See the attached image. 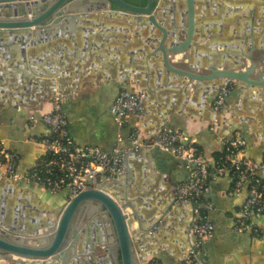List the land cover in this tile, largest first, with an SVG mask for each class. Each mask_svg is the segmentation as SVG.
I'll use <instances>...</instances> for the list:
<instances>
[{
    "label": "crops",
    "instance_id": "obj_1",
    "mask_svg": "<svg viewBox=\"0 0 264 264\" xmlns=\"http://www.w3.org/2000/svg\"><path fill=\"white\" fill-rule=\"evenodd\" d=\"M71 2L84 9L72 26L62 20L55 27L29 34L25 45L19 40L23 33L8 36L0 31V139L18 153L17 171L24 174L44 152L42 144L28 141V137L48 132L41 115L52 110L55 101L66 116L71 138L78 144L108 151L115 145L127 148L129 133L137 126L143 143L138 149L125 151L122 171L113 179L127 187L128 200L137 212L131 234L134 251L139 262L140 254L143 256L141 264L151 258L161 264H181L192 237V212L189 207L174 205L173 200L174 187L188 177V169L176 156L152 146L150 140L163 128L177 129L194 139L204 156L212 157L222 138L239 129L246 139L242 155L264 161V87L245 90L232 83L223 107L215 109L219 90L214 87L192 89L185 79L170 81L151 70L146 79V71L140 73V38L144 37L140 19L104 8L102 0ZM211 3L214 5L200 19L210 26L201 29L215 33L219 44L236 43L249 35L245 23L254 19L253 44L255 53L263 58L259 65L264 69V0ZM25 6L16 13L6 11L2 18L30 16L28 12L23 14ZM204 42L199 44V53L205 51ZM203 59L198 57L199 64ZM125 79L144 94L145 111L141 117H128L118 127L109 109ZM231 184L229 173L210 180V190L203 200L213 203L208 214L214 233L198 248L194 264H264V219L253 220L258 233L232 229L244 196L229 195ZM99 185L123 194L122 187L114 185L112 179L101 176ZM68 199L64 190L54 194L32 182L9 179L0 171V211L17 215L23 230H32L46 217L53 218L54 211ZM158 218L157 225L147 230ZM96 252L102 253L100 249ZM48 260L13 255L0 259V264H55Z\"/></svg>",
    "mask_w": 264,
    "mask_h": 264
},
{
    "label": "water",
    "instance_id": "obj_2",
    "mask_svg": "<svg viewBox=\"0 0 264 264\" xmlns=\"http://www.w3.org/2000/svg\"><path fill=\"white\" fill-rule=\"evenodd\" d=\"M16 1L21 0H0V31L8 36L23 33L19 38L22 45L27 44L29 34L55 27L62 20L72 26L84 11L72 0H34L30 4ZM101 5L140 19V34L144 36L140 38V73L146 71V79L151 70L170 81L185 79L192 89L214 87L220 91L230 83L245 90L264 87V69L259 65L263 58L255 53L253 44L254 19L245 23L250 33L244 39L219 44L215 33L201 29L210 26L200 19L214 5L211 0H102ZM22 6L27 8L23 14L28 12L30 16L2 18L6 11L25 10ZM207 36L209 40L204 42ZM203 42L205 51L199 53ZM200 56L204 58L202 64L198 62ZM114 178L110 179L122 187V196L101 185L84 189L59 206L53 218H44L32 230H23L17 215L0 211V259L16 255L50 259L55 264H141L143 256L140 254L139 262L131 235L137 212L128 200L127 187ZM159 220L147 230H152ZM141 221L140 216L143 231Z\"/></svg>",
    "mask_w": 264,
    "mask_h": 264
},
{
    "label": "built area",
    "instance_id": "obj_3",
    "mask_svg": "<svg viewBox=\"0 0 264 264\" xmlns=\"http://www.w3.org/2000/svg\"><path fill=\"white\" fill-rule=\"evenodd\" d=\"M227 88H222L214 99L215 109L223 107ZM114 122L122 127L130 116L144 114V94L131 86L130 80L121 81L120 89L109 109ZM48 132L28 137L44 147L40 161H36L24 174H19V155L7 148L0 139V171L14 181L26 180L51 193L66 191L68 198L87 188H97L100 177L113 178L122 171V159L126 150H135L142 145L140 130L133 127L129 133L130 145H115L111 150L94 145H82L73 141L68 131V121L58 101L52 110L41 115ZM159 150L176 156L188 169V177L174 187L173 204L191 209L188 250L181 264H194L198 248L214 233V224L209 217L213 203L203 197L210 190V180L215 175L229 173L232 184L229 195L243 194L232 229L236 232L258 233L254 219H264V161H255L243 156L246 139L239 129H232L222 138L218 150L224 154L218 160L206 157L194 139L180 130L163 128L150 140ZM147 264H161L151 258Z\"/></svg>",
    "mask_w": 264,
    "mask_h": 264
},
{
    "label": "trees",
    "instance_id": "obj_4",
    "mask_svg": "<svg viewBox=\"0 0 264 264\" xmlns=\"http://www.w3.org/2000/svg\"><path fill=\"white\" fill-rule=\"evenodd\" d=\"M232 86H233V84L230 83V84L226 87L227 90H230V89L232 88ZM223 154H224V153H223L222 151H220V150H216V151L213 152L212 157H214L215 159H218V160H219V159L223 156ZM41 158H42V156L39 157L37 161H40Z\"/></svg>",
    "mask_w": 264,
    "mask_h": 264
}]
</instances>
